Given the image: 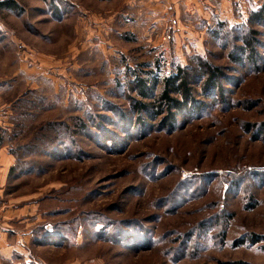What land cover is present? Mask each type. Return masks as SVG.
<instances>
[{"label":"rangeland","instance_id":"rangeland-1","mask_svg":"<svg viewBox=\"0 0 264 264\" xmlns=\"http://www.w3.org/2000/svg\"><path fill=\"white\" fill-rule=\"evenodd\" d=\"M14 1L0 21L26 76L0 97L16 159L0 207L35 231L34 259L264 264L263 0ZM180 70L190 95L169 113Z\"/></svg>","mask_w":264,"mask_h":264},{"label":"crops","instance_id":"crops-1","mask_svg":"<svg viewBox=\"0 0 264 264\" xmlns=\"http://www.w3.org/2000/svg\"><path fill=\"white\" fill-rule=\"evenodd\" d=\"M2 1L4 0H0V2ZM1 9L4 8H0V10ZM7 32L6 26L0 21V97L12 91V82L19 81L20 79L24 81L26 76V64L18 51L20 47H18L16 41L11 38L9 41L3 39L5 37H10ZM9 49L14 51L13 55L15 57L11 65L4 63V55ZM9 108L8 105L0 106V134L9 128ZM14 163L15 160L13 156L7 152L4 146H1L0 190L5 187L7 175ZM28 206L31 207L32 205ZM2 207L4 208L1 209L0 207V264H37L38 261L33 259L34 257L31 258L27 247L28 240L34 235L33 230L29 225L24 226V228L29 227V229H25V232H22L20 229H12L10 225L17 222L12 221L11 223L10 219L19 218V220H21L20 218L22 216L19 217V214L10 215L12 210L10 207L6 206V204H2ZM14 208L17 209L18 207L15 206ZM31 217L35 216L32 214ZM45 230L50 232L51 226L47 225Z\"/></svg>","mask_w":264,"mask_h":264},{"label":"trees","instance_id":"trees-1","mask_svg":"<svg viewBox=\"0 0 264 264\" xmlns=\"http://www.w3.org/2000/svg\"><path fill=\"white\" fill-rule=\"evenodd\" d=\"M38 1L43 2V3H48L50 5V8L53 7V4H55V0H38ZM0 8H4L6 10H10L13 12H23L21 7L14 0H4V1L0 2ZM262 21H264V0L259 5V7L256 10H254L249 16V22L256 23V22H262ZM203 65L205 67V64H203ZM206 70L208 73V77H207V80L205 81V84H207V85L215 84V82L213 81L215 79V76L217 75L215 72V69L210 68V69H206ZM135 84H138L137 86L140 89V94L143 98H145L146 95L143 92L146 89L145 81L137 78V81L135 82ZM161 84L163 85V90L161 92L160 99H161L162 107L165 106V111L170 113L172 110L183 109V106H185L184 103L179 102L174 98H171L170 94L177 95L181 98H184L185 100L189 97L190 89L187 87V80H186L185 71H182V70L178 71V73L175 74V76H171V77L167 78V80L164 79ZM137 107H138V109H136V111H140V110L145 109V106L140 104V103L137 104ZM263 132H264V123H263ZM1 140H2V137H0V147H1ZM14 160H15L14 164H16L15 157H14ZM13 167H14V165H13ZM13 167L10 169V172H12V170H14ZM10 172H9V174H10ZM55 227H56V225L55 226L53 225V227H51L50 232H47L44 228L45 232H44L43 236L45 239L43 238V236H42V239L46 240V239L51 238V239L55 240V238H54L55 235H58V233L60 231L58 229H55ZM33 232L35 235V231H33ZM254 242H256V241H254ZM30 256H31V258L34 257L31 252H30ZM37 264H41V263L37 262ZM225 264H248V263L232 262V263H225Z\"/></svg>","mask_w":264,"mask_h":264}]
</instances>
